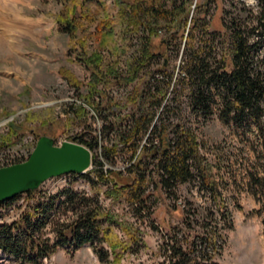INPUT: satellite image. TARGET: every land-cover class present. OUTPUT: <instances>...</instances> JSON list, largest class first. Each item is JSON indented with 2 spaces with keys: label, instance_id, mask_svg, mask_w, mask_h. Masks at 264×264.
Listing matches in <instances>:
<instances>
[{
  "label": "trees",
  "instance_id": "1",
  "mask_svg": "<svg viewBox=\"0 0 264 264\" xmlns=\"http://www.w3.org/2000/svg\"><path fill=\"white\" fill-rule=\"evenodd\" d=\"M118 1L124 3L125 0ZM262 1L261 9L252 14V22L247 15L242 21L231 18L228 25L222 17L223 30L211 29L208 9L205 10L207 3L196 2L192 15L187 12L182 18L183 10L175 3L171 8L152 6L148 13L139 7L140 12L147 15L152 33L144 38L143 60L129 78L131 81L138 79L134 89L123 101L108 100V116L115 118L116 124L108 132L112 135L110 145L105 147V161H96L93 155V168L83 174L91 181L92 195L64 190L65 201L59 203L70 205L77 217L72 222L58 225L53 240L39 235V231L50 221L58 196L37 199L18 220L0 224V248L23 262L45 264L43 259L51 258L58 249H77L90 244L103 263L130 264L126 262L129 254L144 244L141 230L134 223L121 220L113 209L102 208L98 197L103 193L119 203L126 201L128 208L142 213L143 206L149 203L147 191L150 185L175 194L179 184L190 183L196 185L200 193L209 194L215 202L221 201L222 192L205 153L207 144L198 137L191 118V113L206 117L214 113L215 107L220 119L226 123L232 121L243 127L252 121L258 127L260 164L259 169L250 172V189L260 204L254 213L264 215V56L261 59L257 51L264 42ZM94 4L96 8L87 9L80 0H63L60 13L55 16L63 31L71 38H77L84 49H87L93 26L104 43L115 34V25L108 19L104 5L99 0ZM164 24L174 29L173 38H179L177 49H182L179 65L171 66L168 57L155 72L141 74L144 64L160 55L153 49V42ZM80 32L86 36L78 37ZM252 34L260 39L251 44ZM170 41L173 40L160 39L158 45L167 47ZM76 57L91 73L89 85L92 90L85 99L94 106L93 96L100 92L98 86L118 82L122 75L116 64L108 62L99 51ZM60 70L72 85L81 84L73 72L65 68ZM86 110L80 106L74 114L82 118ZM10 126L14 132L6 135V139L13 144L23 135L18 134L15 124ZM71 140L86 145L92 152L100 142L98 137L91 142L80 136ZM120 151L129 154L131 164L126 168L127 174L105 166ZM102 183L110 185L105 192ZM27 193L34 195L37 190ZM18 198L0 202V208ZM182 211V226L170 227L161 236L156 264H219L217 257L226 236L215 211L210 209L201 213L198 210L194 215L190 214V207ZM225 215L228 218V214ZM118 228L124 237L119 235Z\"/></svg>",
  "mask_w": 264,
  "mask_h": 264
},
{
  "label": "rangeland",
  "instance_id": "2",
  "mask_svg": "<svg viewBox=\"0 0 264 264\" xmlns=\"http://www.w3.org/2000/svg\"><path fill=\"white\" fill-rule=\"evenodd\" d=\"M80 1L87 9L96 8L95 0ZM99 2L104 5L108 19L113 21L115 34L113 39H108L104 43L98 33H95L96 26H93L87 39V49H84L82 44L77 42V38H71L56 21L55 16L60 13L63 0H0V34L6 32L5 36L10 38L8 39L10 44L7 45L10 49L4 47L0 49V168L27 160L39 137L47 134L55 138L56 145L78 136L90 142L98 137L100 142L95 145L92 154L96 161H105V147L110 145L112 135L109 136L108 132L110 127L116 124L115 118L108 116V100L123 101L134 89L138 79L131 81L129 78L143 60L144 38L152 33L148 17L140 12L139 7H143L142 9L148 13L152 6L162 5L164 8H171L175 3L183 10L182 18L187 12L192 15L196 2L207 3L205 10L208 9V20L212 22L211 29L223 30L222 17L228 25L231 18L242 21L248 15L251 19L252 14H257L263 3L262 0H125L124 3L118 0H99ZM249 11L251 13L248 14ZM242 14L243 16L239 17ZM250 21L252 22V19ZM161 28L153 42V49L160 52V55L152 62L144 64L141 74L155 72L164 58L168 57L171 66L179 65L182 57V49H177L179 38H173L174 29L168 28L167 25L164 24ZM83 36L86 35L78 33V37ZM166 38L173 41L168 42L167 47H159V40ZM259 39L260 36L256 34L250 35L251 44ZM95 50L101 52L108 62L116 64L122 79L107 83L105 87L98 86L100 92L94 94L95 103L94 106H90L86 103L85 97L92 90L89 85L91 73L76 55ZM257 51L262 59L264 42ZM61 68L73 72L81 84L74 86L68 82L61 73ZM80 106L87 108L86 115L82 118L74 114ZM191 118L198 137L207 144L205 153L213 166V173L222 192V200L215 202L209 194L200 193L196 185L190 183L179 184L175 194H170L162 188L155 189L150 185L147 191L150 194L149 203L143 206L142 213H138L137 210L128 208L126 201L119 203L101 193L98 198L102 208L113 209L121 220H128L141 230L143 247L134 249L126 262L156 264L159 259L156 252L162 234L167 233L170 227L182 226V210L190 207V214L193 215L198 210L201 213L210 209L215 211L226 236L222 252L217 257L219 264H264V215L254 213L260 208V204L250 189V172L259 169L260 164L257 157L261 144L258 127L252 121L245 123L243 127L232 121L226 123L218 116L217 107L214 108V113L206 117L191 113ZM11 124H15L18 134L23 135L22 138L18 136L19 140L13 144H9L6 139V135L14 132ZM129 164H131L129 154L120 151L113 161L106 162L105 166L126 173ZM92 175L94 177L96 172ZM109 186L102 183V191H107ZM67 189L78 194L92 195L91 181L86 175L66 174L51 177L36 189V194H20L15 203L1 207L0 224L16 221L23 211L28 210L22 208L23 204L20 203L22 200H48L51 195H55L58 196L57 206L52 210L50 221L39 231V235L50 240L55 239L58 225L72 222L77 217V213L70 205L59 203L65 201L66 195L63 193ZM225 213L228 214V218ZM117 231L124 237L120 228ZM3 253L6 254V258H0V264H32L23 262L10 253ZM43 261L45 264H105L90 244L77 249H58L51 258H45Z\"/></svg>",
  "mask_w": 264,
  "mask_h": 264
},
{
  "label": "water",
  "instance_id": "3",
  "mask_svg": "<svg viewBox=\"0 0 264 264\" xmlns=\"http://www.w3.org/2000/svg\"><path fill=\"white\" fill-rule=\"evenodd\" d=\"M92 157L82 143L64 140L56 145L54 137L43 135L27 160L0 168V202L34 191L51 177L84 173L92 168Z\"/></svg>",
  "mask_w": 264,
  "mask_h": 264
},
{
  "label": "bare ground",
  "instance_id": "4",
  "mask_svg": "<svg viewBox=\"0 0 264 264\" xmlns=\"http://www.w3.org/2000/svg\"><path fill=\"white\" fill-rule=\"evenodd\" d=\"M23 19H24V18H23ZM4 20H5V19H4ZM25 24H26V23H25ZM21 25H22V24H21ZM21 25H20V26H21ZM27 27H28V26H27ZM7 29H8V28H7ZM5 30H6V29H5ZM8 32H9V31H8ZM5 33H6V32H5ZM5 33H3L4 35H3V34H0V46H2V47H0V49L3 48V47L6 48V49H10V48H7V47H8L7 45L10 44V43L8 44V39H10V38H7L8 36H7V35L5 36ZM10 36H11V35H10Z\"/></svg>",
  "mask_w": 264,
  "mask_h": 264
},
{
  "label": "built area",
  "instance_id": "5",
  "mask_svg": "<svg viewBox=\"0 0 264 264\" xmlns=\"http://www.w3.org/2000/svg\"><path fill=\"white\" fill-rule=\"evenodd\" d=\"M64 175H66V174H64ZM79 176V175H78ZM15 203V202H14ZM13 203V204H14ZM21 204H23V206H22V208L23 209H25V208H29V207H31V206H34V204L36 203V199H29V200H26V199H24V200H22L21 202H20ZM1 219H2V217H0V221H1Z\"/></svg>",
  "mask_w": 264,
  "mask_h": 264
}]
</instances>
